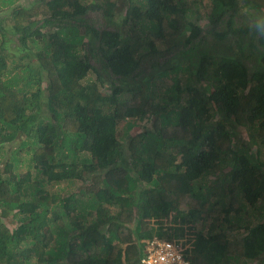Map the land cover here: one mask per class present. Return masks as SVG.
<instances>
[{
	"label": "trees",
	"instance_id": "obj_1",
	"mask_svg": "<svg viewBox=\"0 0 264 264\" xmlns=\"http://www.w3.org/2000/svg\"><path fill=\"white\" fill-rule=\"evenodd\" d=\"M19 1L0 0V264H139L153 238L264 264V161L232 138L264 147V0Z\"/></svg>",
	"mask_w": 264,
	"mask_h": 264
},
{
	"label": "rangeland",
	"instance_id": "obj_2",
	"mask_svg": "<svg viewBox=\"0 0 264 264\" xmlns=\"http://www.w3.org/2000/svg\"><path fill=\"white\" fill-rule=\"evenodd\" d=\"M26 2H27V0H20L19 1L20 4H22V3L25 4ZM89 78L92 80L94 78V75L91 74V76ZM232 135H233L232 136L233 141L238 146H239L240 142H244L245 143V146L247 148H250L249 154H252L255 151H257V149H259V151H260V155L259 156L264 161V147L263 146L258 147L257 145H253L252 143H249L248 142V136H247L246 132H239V130H235V131H233ZM15 148H16V145L15 146H12V149H15ZM12 149H9L8 151H10ZM26 164H27L26 162L25 163H22L21 166H18V168H19L18 170H16L14 168L13 171H15V173L16 172L24 173V171L27 170V168L25 166ZM205 183H206L205 180H203V181H201L200 185L203 187V185ZM63 185H64L65 190L63 189L62 193L69 194L70 192L75 191L76 190V187L79 186V185H81V183L79 185L78 184H66V183H64L61 186H63ZM54 189H55V187H52V190H54ZM204 190H207V188H205ZM212 201H215V199H213ZM218 208H219V205H218L217 209ZM245 209H247V212H246V216L247 217L246 218L249 220V222L257 223L259 217L260 216H264V210L261 211L259 209H254V211H255L254 212V211H252L251 208H247L246 207ZM235 215L238 217L239 223H242L243 213L240 210L237 209V211L235 212ZM208 220L209 219L207 217H205L203 219V221H201V222L198 221L197 224H196L197 225V228L199 230H204L205 229V226H206V224L208 222Z\"/></svg>",
	"mask_w": 264,
	"mask_h": 264
},
{
	"label": "built area",
	"instance_id": "obj_3",
	"mask_svg": "<svg viewBox=\"0 0 264 264\" xmlns=\"http://www.w3.org/2000/svg\"><path fill=\"white\" fill-rule=\"evenodd\" d=\"M139 264H189L179 246L166 240L153 238L146 242Z\"/></svg>",
	"mask_w": 264,
	"mask_h": 264
},
{
	"label": "clouds",
	"instance_id": "obj_4",
	"mask_svg": "<svg viewBox=\"0 0 264 264\" xmlns=\"http://www.w3.org/2000/svg\"><path fill=\"white\" fill-rule=\"evenodd\" d=\"M253 27L259 36L264 37V15L255 18Z\"/></svg>",
	"mask_w": 264,
	"mask_h": 264
}]
</instances>
